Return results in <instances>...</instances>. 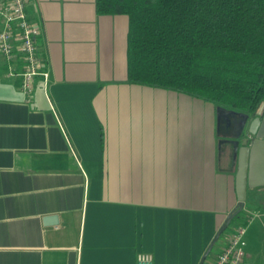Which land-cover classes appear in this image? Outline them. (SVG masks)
<instances>
[{"label": "crops", "instance_id": "crops-1", "mask_svg": "<svg viewBox=\"0 0 264 264\" xmlns=\"http://www.w3.org/2000/svg\"><path fill=\"white\" fill-rule=\"evenodd\" d=\"M27 12L49 82L27 96L0 59V264H198L237 204L217 107L127 82V16L95 0ZM242 210L247 260L264 264V185Z\"/></svg>", "mask_w": 264, "mask_h": 264}, {"label": "trees", "instance_id": "trees-1", "mask_svg": "<svg viewBox=\"0 0 264 264\" xmlns=\"http://www.w3.org/2000/svg\"><path fill=\"white\" fill-rule=\"evenodd\" d=\"M95 5L99 14L127 16V82L250 116L264 101V0H95ZM225 143L219 141L221 149Z\"/></svg>", "mask_w": 264, "mask_h": 264}, {"label": "built area", "instance_id": "built-area-1", "mask_svg": "<svg viewBox=\"0 0 264 264\" xmlns=\"http://www.w3.org/2000/svg\"><path fill=\"white\" fill-rule=\"evenodd\" d=\"M29 0H0V59L7 76L20 79L22 92L29 96L37 79L44 90L49 82V71L40 54L38 38L41 30L27 12ZM246 225L235 226L216 256L203 264H250L244 249ZM136 264H154L150 253L139 251Z\"/></svg>", "mask_w": 264, "mask_h": 264}, {"label": "water", "instance_id": "water-1", "mask_svg": "<svg viewBox=\"0 0 264 264\" xmlns=\"http://www.w3.org/2000/svg\"><path fill=\"white\" fill-rule=\"evenodd\" d=\"M216 113L218 124L222 115L227 117L231 114H237L243 117L240 130L236 135V137L244 135L242 141L240 142L238 138L229 141L232 145V162H236L235 191L237 204L216 231L198 264H203L220 235L228 228L234 216L243 209L247 187L264 185V101L253 116L223 107H217ZM220 149L221 144H219ZM57 222V215H49L43 218L45 225L56 224Z\"/></svg>", "mask_w": 264, "mask_h": 264}, {"label": "rangeland", "instance_id": "rangeland-1", "mask_svg": "<svg viewBox=\"0 0 264 264\" xmlns=\"http://www.w3.org/2000/svg\"><path fill=\"white\" fill-rule=\"evenodd\" d=\"M219 131L222 135L230 138V140H233L235 139L234 136H232L230 134V132L228 133L227 130H225L224 126L222 124H220V127H219ZM228 144L230 145L231 149H232V145L231 143L228 141ZM245 219V213L243 212L242 210V214H241V219H235L233 221H231L230 225L228 226V228L220 235L219 239L216 241V243L214 244L210 254L208 255L207 259L208 260L209 258L211 257H214L216 256V254L218 253V250L221 248V246L223 245L224 241L227 240L229 234L232 232L233 228L235 226H238V225H245L243 223V220ZM248 222V221H247ZM247 225V224H246Z\"/></svg>", "mask_w": 264, "mask_h": 264}, {"label": "flooded vegetation", "instance_id": "flooded-vegetation-1", "mask_svg": "<svg viewBox=\"0 0 264 264\" xmlns=\"http://www.w3.org/2000/svg\"><path fill=\"white\" fill-rule=\"evenodd\" d=\"M242 120H243V117L237 114H231L227 117L222 115L219 120V127H220V124H222L225 130L228 131V133L230 132L232 136H234L235 138H238V140L241 142L244 135H241L239 137H236V135L238 134L240 130V124L242 123ZM227 140L230 141V138H228Z\"/></svg>", "mask_w": 264, "mask_h": 264}]
</instances>
